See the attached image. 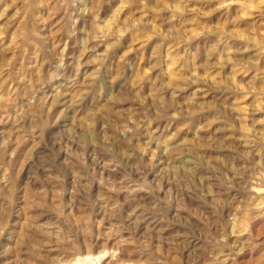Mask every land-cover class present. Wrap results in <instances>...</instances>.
<instances>
[{
	"label": "rangeland",
	"instance_id": "rangeland-1",
	"mask_svg": "<svg viewBox=\"0 0 264 264\" xmlns=\"http://www.w3.org/2000/svg\"><path fill=\"white\" fill-rule=\"evenodd\" d=\"M0 264H264V0H0Z\"/></svg>",
	"mask_w": 264,
	"mask_h": 264
}]
</instances>
